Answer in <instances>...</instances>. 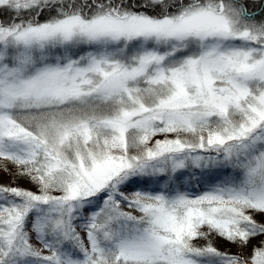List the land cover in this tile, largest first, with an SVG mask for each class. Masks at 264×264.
<instances>
[{
  "label": "snow or ice",
  "instance_id": "6c2138e0",
  "mask_svg": "<svg viewBox=\"0 0 264 264\" xmlns=\"http://www.w3.org/2000/svg\"><path fill=\"white\" fill-rule=\"evenodd\" d=\"M0 264H264V0H0Z\"/></svg>",
  "mask_w": 264,
  "mask_h": 264
},
{
  "label": "rangeland",
  "instance_id": "374dc122",
  "mask_svg": "<svg viewBox=\"0 0 264 264\" xmlns=\"http://www.w3.org/2000/svg\"><path fill=\"white\" fill-rule=\"evenodd\" d=\"M0 179H2V174H0Z\"/></svg>",
  "mask_w": 264,
  "mask_h": 264
}]
</instances>
